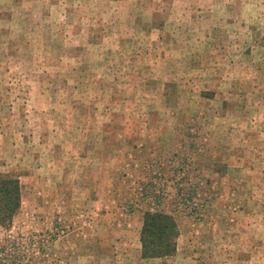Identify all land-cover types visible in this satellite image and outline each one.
<instances>
[{"label": "rangeland", "instance_id": "obj_1", "mask_svg": "<svg viewBox=\"0 0 264 264\" xmlns=\"http://www.w3.org/2000/svg\"><path fill=\"white\" fill-rule=\"evenodd\" d=\"M0 178V264H264V0H0Z\"/></svg>", "mask_w": 264, "mask_h": 264}, {"label": "trees", "instance_id": "obj_2", "mask_svg": "<svg viewBox=\"0 0 264 264\" xmlns=\"http://www.w3.org/2000/svg\"><path fill=\"white\" fill-rule=\"evenodd\" d=\"M19 202V181L0 178V222L12 218ZM176 232V222L171 215L147 212L141 234L143 255L155 257L172 253L175 250Z\"/></svg>", "mask_w": 264, "mask_h": 264}]
</instances>
